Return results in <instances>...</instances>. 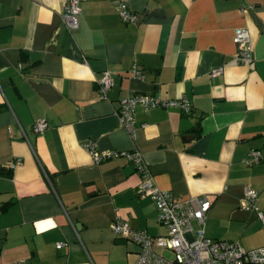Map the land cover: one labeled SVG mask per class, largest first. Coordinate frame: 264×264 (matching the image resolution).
<instances>
[{
  "label": "crops",
  "instance_id": "obj_1",
  "mask_svg": "<svg viewBox=\"0 0 264 264\" xmlns=\"http://www.w3.org/2000/svg\"><path fill=\"white\" fill-rule=\"evenodd\" d=\"M66 1L0 0V264H133L140 249L114 236L116 216L165 234L134 166L94 163L88 142L139 151L177 200L206 197L208 238L264 247V0H81L73 32ZM238 28L252 39L249 64L235 58ZM133 94L186 99L192 111L138 107L130 136L116 111ZM40 119L48 128L35 133ZM253 151L261 160L247 165ZM246 186L257 211L241 208Z\"/></svg>",
  "mask_w": 264,
  "mask_h": 264
},
{
  "label": "built area",
  "instance_id": "obj_2",
  "mask_svg": "<svg viewBox=\"0 0 264 264\" xmlns=\"http://www.w3.org/2000/svg\"><path fill=\"white\" fill-rule=\"evenodd\" d=\"M80 3L81 0H67L64 5L63 22L70 32L79 27ZM115 10L123 22L130 24L136 22V15L123 3L116 2ZM233 43L237 47L236 61L241 64L252 62L253 43L248 30L236 29ZM221 72L222 69L219 68L211 75L215 76ZM130 73L134 79H143L139 67H133ZM111 86L110 73L105 71L99 81L101 98H106ZM138 107L177 109L184 114L192 111V106L186 99H163L155 94H133L122 99L116 111L121 126L130 136L135 130L133 115ZM47 128L48 123L44 119L36 121L32 127L35 133H43ZM84 148L96 164L115 159H124L132 164L141 179L137 187L138 195L149 197L155 205L157 222L164 228V235L152 236L144 230L133 229L119 216L111 223L115 237L130 241L139 247L140 251L133 264H264V247L247 251L238 242L208 238L204 231L206 214L210 209L207 198L199 196L180 201L170 192L159 189L139 151H98L93 142L86 143ZM260 160V153L253 151L245 163L251 165ZM19 162L20 160H16L10 168L13 169ZM257 198V192L246 186L241 208L257 211L255 206ZM258 215L264 223V216L261 213ZM193 221L199 226L197 230L193 228ZM62 247V243L56 245L57 249ZM164 253L170 256L166 257Z\"/></svg>",
  "mask_w": 264,
  "mask_h": 264
},
{
  "label": "trees",
  "instance_id": "obj_3",
  "mask_svg": "<svg viewBox=\"0 0 264 264\" xmlns=\"http://www.w3.org/2000/svg\"><path fill=\"white\" fill-rule=\"evenodd\" d=\"M0 174H7V173H5L2 169H0Z\"/></svg>",
  "mask_w": 264,
  "mask_h": 264
},
{
  "label": "rangeland",
  "instance_id": "obj_4",
  "mask_svg": "<svg viewBox=\"0 0 264 264\" xmlns=\"http://www.w3.org/2000/svg\"><path fill=\"white\" fill-rule=\"evenodd\" d=\"M193 224H194V223H193ZM158 251H161V250H158ZM164 255H165L166 257H169V256H170L168 253H164Z\"/></svg>",
  "mask_w": 264,
  "mask_h": 264
},
{
  "label": "water",
  "instance_id": "obj_5",
  "mask_svg": "<svg viewBox=\"0 0 264 264\" xmlns=\"http://www.w3.org/2000/svg\"><path fill=\"white\" fill-rule=\"evenodd\" d=\"M193 138V137H192Z\"/></svg>",
  "mask_w": 264,
  "mask_h": 264
}]
</instances>
